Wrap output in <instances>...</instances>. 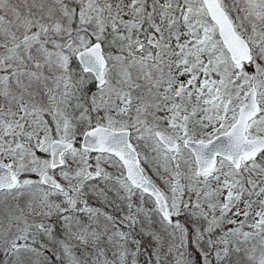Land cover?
Instances as JSON below:
<instances>
[{
	"label": "snow or ice",
	"instance_id": "1",
	"mask_svg": "<svg viewBox=\"0 0 264 264\" xmlns=\"http://www.w3.org/2000/svg\"><path fill=\"white\" fill-rule=\"evenodd\" d=\"M0 264H264V0H0Z\"/></svg>",
	"mask_w": 264,
	"mask_h": 264
}]
</instances>
